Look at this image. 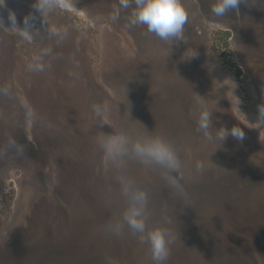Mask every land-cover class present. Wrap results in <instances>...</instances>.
I'll list each match as a JSON object with an SVG mask.
<instances>
[{"label":"rangeland","instance_id":"rangeland-1","mask_svg":"<svg viewBox=\"0 0 264 264\" xmlns=\"http://www.w3.org/2000/svg\"><path fill=\"white\" fill-rule=\"evenodd\" d=\"M47 2L0 6V264H153L138 234L110 230L127 206L120 177L147 192L146 228L172 232L165 264H264V0L224 17L215 0H180L188 19L173 43L126 26L131 9L113 20L119 0ZM232 127L243 140L215 139ZM121 133L171 143L186 197L158 165L108 160L97 138Z\"/></svg>","mask_w":264,"mask_h":264},{"label":"clouds","instance_id":"clouds-1","mask_svg":"<svg viewBox=\"0 0 264 264\" xmlns=\"http://www.w3.org/2000/svg\"><path fill=\"white\" fill-rule=\"evenodd\" d=\"M241 0H215L211 12L215 17H224L230 9L236 10ZM4 0H0L2 6ZM36 7V6H35ZM49 7L47 0H41V10ZM120 9H131L127 17L128 27L144 25L148 33L155 34L162 40L179 41L183 27L188 19V14L180 0H119V7L114 10L112 19L119 18ZM10 26L17 28L16 18L13 13L8 15ZM25 33H30L28 18L24 20ZM53 35H60L59 30L52 29ZM48 49L43 50L34 57L30 67L34 71H43L44 64L42 56L48 54ZM198 55L194 49L186 59L195 58ZM93 111L100 115L102 107L93 106ZM259 121L264 122V108L258 106ZM198 130L206 139L212 141L214 137L210 133L211 110L202 109L198 117ZM228 135L236 140H243L244 132L240 127L223 129V132L215 139L223 141ZM97 143L108 160L119 166L122 158L129 152L143 163H152L164 170V179L172 186L181 197H186L183 186L179 183L181 161L176 150L167 140L160 136H145L136 140H130L126 134L107 135L103 134L97 138ZM209 159V158H208ZM204 165L197 161L196 169L201 171ZM120 191L127 200V206L122 213V223L117 222L110 225V230L119 233L126 225L132 232L138 234L140 241L147 242L153 264H165L169 256V244L174 238L172 232L166 228H146L148 194L145 190L137 187L133 181L126 177L119 178ZM109 264H112L109 261Z\"/></svg>","mask_w":264,"mask_h":264},{"label":"trees","instance_id":"trees-1","mask_svg":"<svg viewBox=\"0 0 264 264\" xmlns=\"http://www.w3.org/2000/svg\"><path fill=\"white\" fill-rule=\"evenodd\" d=\"M238 192H239L240 195H242V196L240 197V198H242L241 200H245V199H244L245 197L243 196V195H245L244 190H239ZM231 197H232V195H231ZM233 201H234V200H233ZM237 201H238L237 199H236V201H234L235 206H241L240 203H238V204L236 203Z\"/></svg>","mask_w":264,"mask_h":264}]
</instances>
